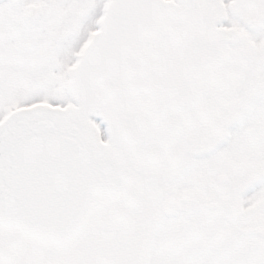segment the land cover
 Wrapping results in <instances>:
<instances>
[{
	"label": "snow or ice",
	"instance_id": "1",
	"mask_svg": "<svg viewBox=\"0 0 264 264\" xmlns=\"http://www.w3.org/2000/svg\"><path fill=\"white\" fill-rule=\"evenodd\" d=\"M0 264H264V0H0Z\"/></svg>",
	"mask_w": 264,
	"mask_h": 264
}]
</instances>
